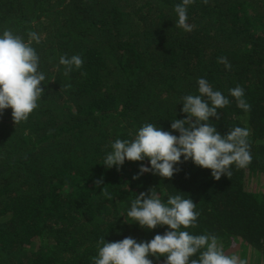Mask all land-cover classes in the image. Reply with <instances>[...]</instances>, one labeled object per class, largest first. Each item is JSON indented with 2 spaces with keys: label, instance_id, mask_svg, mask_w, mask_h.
Returning a JSON list of instances; mask_svg holds the SVG:
<instances>
[{
  "label": "trees",
  "instance_id": "16d2710c",
  "mask_svg": "<svg viewBox=\"0 0 264 264\" xmlns=\"http://www.w3.org/2000/svg\"><path fill=\"white\" fill-rule=\"evenodd\" d=\"M181 3L0 0V35L8 29L27 42L36 32L45 75L27 121L14 124L10 108L0 114V264H94L101 237L151 241L167 226L141 228L127 212L153 188L162 202L180 194L196 204L197 226L181 230L215 235L225 254L264 264V0H194L190 32L176 27ZM65 55H80L83 66L65 76ZM200 78L229 100L210 118L217 131L250 130L248 167L233 164L217 181L183 157L171 179L140 174L147 159L104 165L116 139L132 141L146 123L172 131L186 119L183 97L199 95ZM237 85L248 112L229 93Z\"/></svg>",
  "mask_w": 264,
  "mask_h": 264
},
{
  "label": "clouds",
  "instance_id": "9594fccd",
  "mask_svg": "<svg viewBox=\"0 0 264 264\" xmlns=\"http://www.w3.org/2000/svg\"><path fill=\"white\" fill-rule=\"evenodd\" d=\"M192 3L194 0H182L174 8L178 16L176 27L188 32L192 27L187 23V7ZM27 35V42L8 29L0 35V114L10 108L14 124L27 121L44 93L41 85L45 75L38 71L39 57L32 47V42L39 43L40 37L32 31ZM218 63L224 64L227 70L231 69L226 57H219ZM59 64L65 67L64 75L67 76L73 67L80 69L83 66V59L80 55L70 58L65 55L60 57ZM198 92L199 95L183 97L182 112L187 118L172 121V131L146 123L132 141L116 139L104 165L119 168L126 160L139 162L147 159L150 167L141 166L140 174L151 172L163 179H171L179 171L175 166L183 157L184 161L191 160L196 166L211 170L217 181L222 176L231 177L230 166L233 164L239 169L248 167L252 162L248 142L250 130L235 127L221 135L210 118L218 119V109L227 106L229 100L214 90L205 78L198 80ZM229 93L236 99L238 107L245 112L251 110V105L243 98L241 86L230 89ZM101 182L97 181V186ZM101 194L111 199L105 187ZM195 208L191 198H183L180 194L170 195L166 203L162 202L156 188L136 195L127 217L141 228L153 230L167 226L169 231L157 234L151 241L139 243L131 237L116 242H106L101 237L94 264H153L149 256L164 257L165 264H248L239 255L225 254L215 235H192L181 230L197 226L199 213ZM197 253L198 258H193Z\"/></svg>",
  "mask_w": 264,
  "mask_h": 264
},
{
  "label": "rangeland",
  "instance_id": "374dc122",
  "mask_svg": "<svg viewBox=\"0 0 264 264\" xmlns=\"http://www.w3.org/2000/svg\"><path fill=\"white\" fill-rule=\"evenodd\" d=\"M261 185L264 188V178H262V180H261Z\"/></svg>",
  "mask_w": 264,
  "mask_h": 264
}]
</instances>
